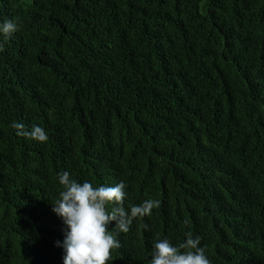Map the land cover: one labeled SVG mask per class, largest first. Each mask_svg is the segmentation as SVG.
Instances as JSON below:
<instances>
[{
  "label": "trees",
  "instance_id": "1",
  "mask_svg": "<svg viewBox=\"0 0 264 264\" xmlns=\"http://www.w3.org/2000/svg\"><path fill=\"white\" fill-rule=\"evenodd\" d=\"M5 19L0 264H63L65 171L160 203L110 264L188 233L212 264H264V0H0Z\"/></svg>",
  "mask_w": 264,
  "mask_h": 264
},
{
  "label": "clouds",
  "instance_id": "2",
  "mask_svg": "<svg viewBox=\"0 0 264 264\" xmlns=\"http://www.w3.org/2000/svg\"><path fill=\"white\" fill-rule=\"evenodd\" d=\"M17 30L13 20L0 22V53L5 50L4 41L11 39ZM11 127L17 137L40 144L49 140L47 131L39 125L29 130L25 124L14 121ZM59 183L64 191L52 211L67 228L62 244L57 242L65 252L63 264H110L112 251L121 248L118 234L130 232L134 220L151 216L152 210L160 206L158 200L146 199L126 209L128 185L124 181L115 186L94 187L90 182L72 179L65 171L59 176ZM111 224L115 226L109 230ZM150 264H212V261L206 255V246H201V238H192L188 233L179 246L167 238L154 242Z\"/></svg>",
  "mask_w": 264,
  "mask_h": 264
}]
</instances>
